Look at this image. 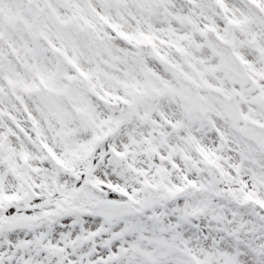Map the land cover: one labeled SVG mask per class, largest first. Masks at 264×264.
I'll return each mask as SVG.
<instances>
[{
    "label": "snow or ice",
    "instance_id": "1",
    "mask_svg": "<svg viewBox=\"0 0 264 264\" xmlns=\"http://www.w3.org/2000/svg\"><path fill=\"white\" fill-rule=\"evenodd\" d=\"M0 264H264V0H0Z\"/></svg>",
    "mask_w": 264,
    "mask_h": 264
}]
</instances>
